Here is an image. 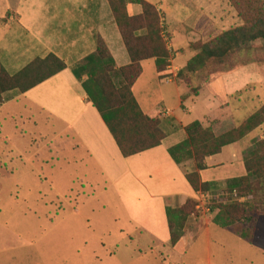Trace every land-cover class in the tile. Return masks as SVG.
Returning <instances> with one entry per match:
<instances>
[{"label": "crops", "instance_id": "obj_1", "mask_svg": "<svg viewBox=\"0 0 264 264\" xmlns=\"http://www.w3.org/2000/svg\"><path fill=\"white\" fill-rule=\"evenodd\" d=\"M143 1L163 17L164 27L171 34L172 49L187 50L184 56L180 53L170 55L169 59H173L167 62L171 61V65H165L160 72L155 71L153 58L139 61L140 73L130 92L141 112L157 119L163 138L154 147L123 157L81 87L84 76L76 78L71 70L94 50L96 36L104 42L115 69L128 64L106 0H0V65L8 75L16 73L34 58L48 54L64 63L63 69L23 92L15 89L3 92L0 118L4 121L0 124L19 120V117L24 120L34 117L43 125L54 124L55 132L50 139L46 138L48 144L55 141L57 153L66 149L74 152V161L86 166L97 179V184L88 185L84 192L81 189L79 196L103 198L99 200L101 206L111 209L110 222L118 238L106 248L114 252L112 257L124 248L122 250H127L129 257L127 261L115 258L116 264L134 261L146 248L150 252L168 244L164 208L179 207L193 197L194 191L184 178L185 173L195 170L193 161L188 159L175 164L167 154L168 147L185 138L183 127L194 120L202 126H226L227 129L238 125L232 118L233 108L218 101L214 92L207 89L208 80L199 79L202 74L199 70L180 73L195 82L196 87L191 93L174 79L161 78L166 72L173 78L182 70L194 54L188 49L189 42L203 40L205 32L215 34L214 27L224 22V17L220 15L219 19L216 14L222 0ZM186 8L188 11L183 13L181 9ZM125 9L128 15L140 13L136 2L126 4ZM164 48L168 54V48L165 45ZM145 71L154 74L158 81L174 83L177 107H172L173 114L165 110L162 115L156 107L144 102L140 104L134 96L133 88ZM224 73L209 74L207 78ZM260 90L263 99L264 87ZM263 104L264 100L255 110ZM258 139H264V120L240 139L204 157L203 168L197 170V176L200 182L206 183L205 191L211 194L224 192L227 179L243 176V156ZM243 201L245 199L238 202ZM214 213L215 210L208 217H187L178 240L170 247H180L184 241L186 250L200 237L201 264H264V219L259 231L254 222L264 215L254 216L249 222H238V231L250 232V237L243 239L232 225L221 228L213 224ZM248 224L251 228L246 227Z\"/></svg>", "mask_w": 264, "mask_h": 264}, {"label": "rangeland", "instance_id": "obj_2", "mask_svg": "<svg viewBox=\"0 0 264 264\" xmlns=\"http://www.w3.org/2000/svg\"><path fill=\"white\" fill-rule=\"evenodd\" d=\"M181 10L185 13L188 8ZM155 11L158 16V11ZM216 14L219 19L222 15L224 22L214 27L215 34L205 32L206 38L189 44L204 43L242 23L230 0H222ZM160 18L164 27L163 17ZM166 33L168 46L171 45L166 60L173 53L184 56L187 49L173 50L171 34L168 30ZM249 51V57L254 61L235 65L223 71L224 74L208 79L209 73L205 69L195 70L202 73L200 80H208L207 89L214 92L218 101L233 108L234 124L243 121L264 100V91L263 99L260 94V88L264 87V40L254 42ZM248 59L241 53L237 60ZM167 64L171 65V61ZM217 73L220 72L211 74ZM166 74L169 72L162 75L163 80L174 79L188 88V93L194 91L195 82L186 79L185 73L176 74L173 78ZM132 92L140 104L153 105L160 112L169 110L173 114L172 107H177L174 83L158 81L152 73L145 71ZM19 118L0 124V264H116L115 258L127 261L129 257L126 256L127 250H122L124 248L116 251L115 257L111 256L114 252L106 248L118 237L111 226V209L100 204L99 200L103 198L80 197L81 189L84 192L88 185L97 184V179L86 166L74 161V152L66 149L57 153L55 141L48 144L46 138L50 139L55 132L54 124L43 125L34 117ZM2 121L4 119L0 118ZM208 127L214 135L229 129L217 125ZM219 193L213 194L217 196ZM233 201L238 202L231 198L230 202ZM253 215L252 212V220ZM188 217L192 219L190 215ZM263 219L264 216H258L254 221L257 231L262 227ZM246 227L251 228V224ZM106 232L109 233L106 235ZM184 243L182 241L180 247L165 244L162 249L158 246L150 252L146 248L141 251L142 256L127 264H157V260L159 264H201L198 252L202 247L200 237L186 250Z\"/></svg>", "mask_w": 264, "mask_h": 264}, {"label": "trees", "instance_id": "obj_3", "mask_svg": "<svg viewBox=\"0 0 264 264\" xmlns=\"http://www.w3.org/2000/svg\"><path fill=\"white\" fill-rule=\"evenodd\" d=\"M121 41L128 56V64L114 68L113 60L99 36L95 37L94 50L72 67L76 78L84 76L81 87L95 108L120 154L131 156L158 145L163 133L156 118L144 115L135 102L130 87L140 73L139 61L154 59L156 72L167 65V52L159 35L158 16L155 9L143 0H106ZM136 2L140 13L128 15L126 4ZM241 25L223 31L204 43L189 44L194 54L178 72L191 73L205 69L207 73L223 72L235 65L254 61L249 57L250 47L264 40V0H230ZM244 53L246 61L237 60ZM64 68V63L52 54L34 58L12 75L0 65V95L15 89L23 92ZM1 102V97H0ZM264 120V104L248 115L237 126L214 135L208 126L194 120L183 127L185 138L168 147L167 154L175 164L191 159L194 171L185 173L190 188L205 191L206 183L200 182L197 170L203 168L204 157L217 153L221 146L246 135ZM245 174L225 181L224 193L211 201L215 210L211 222L218 227L232 225L238 231V222H249L250 214L264 215V139L254 140L251 149L243 156ZM234 197L243 196V202H230ZM193 212V201L186 199L179 207H165L164 215L168 229V245L179 238L185 219ZM238 235L247 239L248 230Z\"/></svg>", "mask_w": 264, "mask_h": 264}, {"label": "built area", "instance_id": "obj_4", "mask_svg": "<svg viewBox=\"0 0 264 264\" xmlns=\"http://www.w3.org/2000/svg\"><path fill=\"white\" fill-rule=\"evenodd\" d=\"M161 16H159V35L160 38L163 42V44L169 49L170 46H168L169 41L167 38V33L163 27V23H161L162 18H160ZM174 56V53L172 55V57ZM166 113V111H162L161 114L164 115ZM221 195H227V193L222 192ZM230 195H233V191L230 193ZM220 196V195H218ZM214 197L213 194H211V192L208 191H202L200 189H197L193 192V197H192V201H193V212L190 214L191 217L197 218V217H207L209 216L208 214H210L212 212V206H211V201ZM233 200H237L240 201L243 199V197H234L232 196Z\"/></svg>", "mask_w": 264, "mask_h": 264}]
</instances>
